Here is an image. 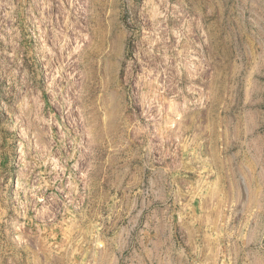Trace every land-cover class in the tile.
Instances as JSON below:
<instances>
[{
	"label": "rangeland",
	"instance_id": "1",
	"mask_svg": "<svg viewBox=\"0 0 264 264\" xmlns=\"http://www.w3.org/2000/svg\"><path fill=\"white\" fill-rule=\"evenodd\" d=\"M0 264H264V0H0Z\"/></svg>",
	"mask_w": 264,
	"mask_h": 264
}]
</instances>
